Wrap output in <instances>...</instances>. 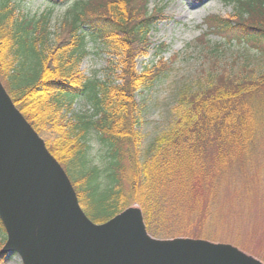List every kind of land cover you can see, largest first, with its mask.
I'll return each instance as SVG.
<instances>
[{
    "label": "trees",
    "instance_id": "trees-1",
    "mask_svg": "<svg viewBox=\"0 0 264 264\" xmlns=\"http://www.w3.org/2000/svg\"><path fill=\"white\" fill-rule=\"evenodd\" d=\"M46 1L48 11L28 16L0 0V80L65 170L86 215L103 223L137 203L153 237L223 242L215 233L222 224L219 198L239 205L264 201V0H228L233 19L203 18L201 44L215 35L245 47L248 56L237 73L214 63L193 87L182 84L173 120L142 151L144 105L136 93L167 68L160 63L137 71L133 60L150 46L160 8L147 10L149 0H72L60 23L65 39L53 42L52 7L69 0ZM87 37L117 57L119 75L99 78L78 69ZM220 49L216 43L207 52L218 59ZM77 100L86 109L73 112ZM91 138L98 143L94 158ZM257 257L264 261V248Z\"/></svg>",
    "mask_w": 264,
    "mask_h": 264
},
{
    "label": "water",
    "instance_id": "water-1",
    "mask_svg": "<svg viewBox=\"0 0 264 264\" xmlns=\"http://www.w3.org/2000/svg\"><path fill=\"white\" fill-rule=\"evenodd\" d=\"M0 221L1 252H16L22 264H264L230 244L155 239L135 203L104 223L91 221L1 81Z\"/></svg>",
    "mask_w": 264,
    "mask_h": 264
},
{
    "label": "rangeland",
    "instance_id": "rangeland-1",
    "mask_svg": "<svg viewBox=\"0 0 264 264\" xmlns=\"http://www.w3.org/2000/svg\"><path fill=\"white\" fill-rule=\"evenodd\" d=\"M10 2L16 7V13L28 16H38L48 11V7H50L46 0H10ZM138 3L142 5L140 0ZM71 5L72 0H69L64 4L52 7L47 28L53 42L56 36H59V41L65 39V31L62 30L60 23L68 15ZM106 6L107 2L103 1V8L105 9ZM146 7L149 11H152L154 7L160 8V18L149 32L150 46L144 55L134 58L133 64L137 71H141L164 63L167 71L162 77L156 79L157 81L152 86L136 93L137 101L144 105V116L140 125L141 151L149 145L155 136L170 125L173 120V108L178 100V90L182 84L194 85L197 78H204L207 73H210L214 63L218 64V69L225 68L237 73L240 71L244 56H248L249 53L245 47H241L236 42L225 44L220 37L215 35L204 36L205 45L198 40L200 34L205 30L202 20L208 14L234 18L232 4L228 0H149ZM129 9L126 10L127 15ZM132 11L134 12V8ZM89 12L88 14H90ZM85 43L88 53L78 64V69L83 74L86 76L97 75L99 78H104L109 73L111 77H115V74L119 75L117 57L109 52L108 47L101 40L87 37ZM216 43L221 44L218 59L210 56L207 52V49L209 50ZM256 57H249L253 60L252 66H256L254 63ZM84 109L86 106L83 101L77 100L73 103L71 110L78 112ZM97 144L95 138H91L90 156L92 158L95 157ZM222 199L223 197H220L217 201V204L222 207L221 212L217 214L218 217H222V224H219L215 229V233L223 242L206 238L192 239L230 244L259 259L257 256L264 248V201L245 202L243 205H239ZM198 230L193 227L190 232L195 235ZM5 240L6 234L2 230L0 232V264H22L16 252H1ZM262 262L264 263V261Z\"/></svg>",
    "mask_w": 264,
    "mask_h": 264
}]
</instances>
